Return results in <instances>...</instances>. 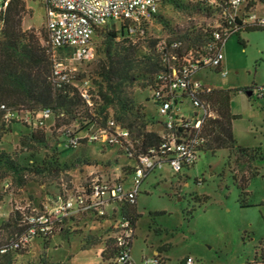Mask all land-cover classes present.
<instances>
[{
	"label": "rangeland",
	"instance_id": "obj_1",
	"mask_svg": "<svg viewBox=\"0 0 264 264\" xmlns=\"http://www.w3.org/2000/svg\"><path fill=\"white\" fill-rule=\"evenodd\" d=\"M2 3L0 0V7ZM255 4L252 13L264 20V4ZM26 5L28 13L23 27L34 30L49 49L42 0H26ZM161 14L163 22H154L149 27L147 36L140 39L142 45L148 39L192 36L198 29L211 27L216 20L213 15L197 13L190 0H163ZM105 34L104 30L96 33L89 59L71 61L76 69L71 75L86 80L82 85H86L93 95L92 102L98 105V66L104 59ZM240 36L246 41L245 46L238 35L223 45L225 76L207 69L197 72L194 79L211 89L233 90L230 108L235 116L234 137L241 146L261 149L264 156V100L244 91L246 87L264 85V31H244ZM132 91L135 109L146 115L147 128L158 130L153 116L159 115V110L149 100L152 92L147 88ZM179 107L186 116L194 108L190 99ZM84 124L74 121L57 127L52 119L41 129L48 148L40 150H21L20 131L27 132L22 128L15 127L2 136L0 153H17L23 165L38 173L31 174L24 188L12 185L9 178L0 181V223L13 210L25 215L54 210L61 201L84 190L91 179L127 180L126 168L134 162L123 149L102 147L100 143L69 146L71 136L84 135L86 128L89 132L94 130ZM258 168L259 174L254 176ZM132 180L133 175L128 177L125 189L132 187ZM241 181H248L250 207H241L238 202L237 186ZM136 201L140 217L133 240L135 257H152L157 251L163 264H181L188 256L194 257L198 264H264L256 257V248L264 239V161H249L235 150L200 151L195 164L180 173L168 164L149 173L139 187ZM112 207L108 205L106 210L110 212ZM69 216L56 227L52 237L32 239L25 249L11 250L14 264H104L101 255L110 242L109 223H99L76 212ZM10 241L5 229L0 230V245Z\"/></svg>",
	"mask_w": 264,
	"mask_h": 264
},
{
	"label": "trees",
	"instance_id": "obj_2",
	"mask_svg": "<svg viewBox=\"0 0 264 264\" xmlns=\"http://www.w3.org/2000/svg\"><path fill=\"white\" fill-rule=\"evenodd\" d=\"M190 1L193 2L197 13L215 16L223 27L232 31L229 38L238 35L239 42L244 46L246 41L240 36L242 32L264 31V26L259 23L244 22L252 13L255 3L264 4V0H244V6L237 11L225 5V0H220L215 7H208L195 0ZM43 4L46 11L47 6L44 2ZM177 5L179 4L177 3ZM223 11L232 16L237 14L233 17L230 25L223 21L221 17ZM27 13L26 0H10L6 8L0 12V139L3 135L11 132L14 127H19V130L20 128L27 130V132L20 131L21 150L46 149L48 148L46 135L41 129L47 126L49 121L54 119L57 127L68 125L74 121L85 122V126H93L94 130L89 132L86 128L84 135L71 136L69 146L74 148L83 143H100L102 147L117 146L123 149L126 157L134 162L133 165L126 168L124 176L127 180H123V182L100 180L111 185L124 186L128 183V177L131 175L134 179L141 155L148 154L150 149L158 150L162 143L161 133L164 130V118L160 113L157 116L154 115V123L159 129H148L146 115L141 113L138 108L135 109L132 90L135 88L149 89L152 92V97L149 100L159 107L160 102L156 99L155 93L163 85L164 81L160 78L164 77L167 81L172 76V69H178L190 52L205 54L210 46L217 49L225 40V37L222 36L220 41L214 37V30H221L220 28L215 29L214 24L210 25L211 27L198 29L192 36L185 35L165 40L148 39L144 41L146 44L142 45L140 39L147 36L149 27L154 22H163L161 10L153 14L150 20L142 19L140 22L110 21L96 27L91 42L99 30L106 31L103 43L104 59L98 66L100 104L96 103L98 106L96 109V104L92 102L93 95L89 90L91 104L80 93V86L86 80H78L71 73L68 80L58 81L55 79L52 53L43 45L41 38L34 30H26L23 27V20ZM131 28L133 31L130 30ZM223 32L224 29L221 34ZM174 43H178L177 48L172 47ZM62 53L66 55L63 56ZM73 54V48H60L55 52L56 58L61 60L69 58ZM75 70L73 67V71ZM215 72L218 73V71ZM262 86L264 87V85ZM257 88L258 86L246 87L244 91L247 94L252 92L250 96L255 94L257 99L263 100L264 92L259 93ZM232 93L231 88H221L211 89L199 95L201 99L211 105L216 114V117L210 119L204 126L203 133L206 143L199 151L210 150L215 153L221 149L235 150L249 161H264L260 149L239 146L235 140L232 128L235 116L231 113L230 108ZM2 106L5 108L3 109ZM173 106H175V102ZM5 109L16 112L19 119H4ZM47 109L50 110V117L43 126H40L43 111ZM174 119L176 124L184 122V118L176 114ZM111 121L115 126L127 131L129 136L127 138L119 137L115 142L107 141L105 143L88 138L89 134L102 131L115 134V129L109 126ZM73 137H79L76 145L70 142ZM32 173L36 174L38 171L23 165L17 153H0V181L9 178L12 185L24 188L31 180ZM89 182L86 187L89 186ZM237 187L240 191L238 200L240 206H252L248 200L250 195L247 190L248 181H241ZM206 198L204 196L203 200ZM135 204L136 202L132 204L127 200L114 202L111 204L113 205L111 211H107L103 216L99 215L95 209L76 212L89 215L99 223H109L110 242L106 244L101 255L105 261L104 264H115L118 253L115 235L119 231L120 221L122 219L129 220L135 231L140 217ZM33 214L25 215L18 210H13L8 219L0 223V230L5 229L8 238L11 239L10 243L0 245V264H14L10 255L11 250L25 249L32 239L46 240L52 237L56 227L64 224L67 218L72 216L57 217L52 233H38L30 237L28 242H24L23 239L28 236L29 230L33 226L30 222V217ZM2 249H5V252H1ZM108 252L109 255H107ZM257 256L261 263H264V239L256 248ZM184 261L185 259L181 264H184Z\"/></svg>",
	"mask_w": 264,
	"mask_h": 264
},
{
	"label": "built area",
	"instance_id": "obj_3",
	"mask_svg": "<svg viewBox=\"0 0 264 264\" xmlns=\"http://www.w3.org/2000/svg\"><path fill=\"white\" fill-rule=\"evenodd\" d=\"M9 1L3 0L0 12L6 8ZM195 1L208 7H215L220 0ZM43 2L47 6L45 11L46 34L49 51L54 58L53 76L58 81L68 80L73 71L71 64L73 59L87 60L92 56L91 41L96 27L110 21L140 22L142 19L150 20L153 14L161 10L162 6V0H43ZM225 5L237 11L244 6V0H225ZM235 15L237 14L235 13ZM235 15H228L226 11H223L221 17L227 25H230ZM244 22L259 23L264 26V20H259L253 13H250ZM214 28L221 29L213 32L217 40L220 41L221 36L225 37L219 48L215 49L210 46L205 54L190 52L178 69H172V76L167 81L164 77L160 78L164 82L155 93V97L160 102L159 113L164 117V130L161 133L162 143L158 150L150 149L148 154L141 155L132 187L125 189L123 185H111L99 179H91L88 187H84L81 192L61 201L54 210L34 213L30 217L33 226L29 230L28 236L23 239L24 242H28L30 237L38 233H52L57 217H67L79 210L90 209H95L99 215L103 216L107 213L106 207L114 202L127 200L132 204L135 203L143 179L164 164L170 165L174 171L179 173L183 168L195 164L199 149L206 143L203 133L204 126L210 119L215 118L216 114L211 105L199 97L200 94L210 91L211 88L195 80L194 75L207 69L218 71L222 76L226 75L222 69V48L232 31L223 27L217 19ZM223 29L224 32L221 34ZM130 30L133 31V28ZM172 47L177 48L178 43L172 44ZM60 48H73V56L63 60L57 59L55 52ZM165 60H167L166 57ZM257 91L264 92V87H258ZM80 93L91 104L86 85L81 86ZM185 99H190L194 107L189 116L183 115L182 108L179 107ZM174 102L175 106H173ZM2 108L5 107L2 106ZM175 114L183 117L184 122L176 124ZM42 117L40 126H43L50 117V110L43 111ZM4 119H19V115L12 110L5 109ZM109 126L115 129V134L102 131L101 133H91L88 138L105 143L107 141L115 142L119 137L127 138L129 136L127 131L115 126L114 122L111 121ZM78 140L79 137H73L70 142L76 145ZM118 229L119 231L115 235L118 248L115 264H163L158 254L135 262L131 254L135 231L130 221L122 219ZM1 252H5V249H2ZM184 264H198V262L194 257L188 256L185 258Z\"/></svg>",
	"mask_w": 264,
	"mask_h": 264
},
{
	"label": "crops",
	"instance_id": "obj_4",
	"mask_svg": "<svg viewBox=\"0 0 264 264\" xmlns=\"http://www.w3.org/2000/svg\"><path fill=\"white\" fill-rule=\"evenodd\" d=\"M222 69L224 70V64H222ZM220 88H224L225 89V87H220ZM264 100V99H263ZM262 109H264V104H263V106H262ZM14 129H15V127H14ZM13 129V130H14ZM12 130V131H13ZM11 133V132H10ZM6 135V134H5ZM236 140V139H235ZM237 142V141H236ZM238 144V143H237ZM239 145V144H238ZM239 146H241V145H239ZM242 147H245V146H242ZM245 148H252V147H245ZM256 149V148H255ZM259 149V148H258ZM260 151H261V149H260ZM259 174V168L257 169V173L254 175V176H256V175H258ZM253 177V176H252ZM251 177V178H252ZM136 203H137V201H136ZM131 254H132V258L134 259V261L135 262H140L141 260H143V259H145V258H147L148 256H146V255H141L140 257H135V255L133 254V243H132V248H131ZM155 254H158L157 253V251L155 252ZM154 254V255H155Z\"/></svg>",
	"mask_w": 264,
	"mask_h": 264
},
{
	"label": "water",
	"instance_id": "obj_5",
	"mask_svg": "<svg viewBox=\"0 0 264 264\" xmlns=\"http://www.w3.org/2000/svg\"><path fill=\"white\" fill-rule=\"evenodd\" d=\"M252 94V92H248V95H251Z\"/></svg>",
	"mask_w": 264,
	"mask_h": 264
}]
</instances>
